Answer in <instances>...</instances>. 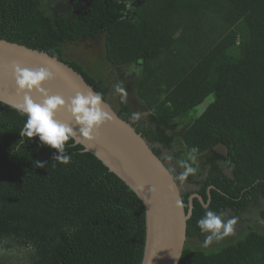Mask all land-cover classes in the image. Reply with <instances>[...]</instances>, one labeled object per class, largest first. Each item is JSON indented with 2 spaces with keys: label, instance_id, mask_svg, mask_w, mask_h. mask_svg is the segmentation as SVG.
I'll use <instances>...</instances> for the list:
<instances>
[{
  "label": "trees",
  "instance_id": "obj_1",
  "mask_svg": "<svg viewBox=\"0 0 264 264\" xmlns=\"http://www.w3.org/2000/svg\"><path fill=\"white\" fill-rule=\"evenodd\" d=\"M52 7L0 0V39L62 59L60 43L103 33L106 62L139 69L135 93L148 110L133 121L127 106L117 114L158 156L187 118L180 164L199 186L181 198L185 209L192 193L208 201L193 198L187 237L206 242L223 213L236 223L259 208L264 220V0H94L85 16ZM68 63L106 99L101 79ZM194 156L206 167L199 180ZM144 240L143 205L128 186L68 134L0 101V264H140ZM178 264H264V234L184 248Z\"/></svg>",
  "mask_w": 264,
  "mask_h": 264
},
{
  "label": "water",
  "instance_id": "obj_2",
  "mask_svg": "<svg viewBox=\"0 0 264 264\" xmlns=\"http://www.w3.org/2000/svg\"><path fill=\"white\" fill-rule=\"evenodd\" d=\"M0 101L71 136L136 194L145 213L140 264H178L193 198L203 206L208 201L192 193L185 209L178 184L161 157L77 70L64 59L0 39ZM214 150L227 154L220 143Z\"/></svg>",
  "mask_w": 264,
  "mask_h": 264
},
{
  "label": "rangeland",
  "instance_id": "obj_3",
  "mask_svg": "<svg viewBox=\"0 0 264 264\" xmlns=\"http://www.w3.org/2000/svg\"><path fill=\"white\" fill-rule=\"evenodd\" d=\"M42 2L43 8L47 10L49 2L47 0H42ZM63 8L65 9V6ZM58 12L65 13L63 11ZM59 48H61L64 60L78 64L93 78L103 81L102 86L108 89L106 101L109 102L116 113L119 112L122 106H127L130 121H133L134 118H142L148 113V110L135 93V85L140 74L139 69L134 65L122 67L109 65L105 59L103 35L94 40L85 38L75 42H66L59 45ZM192 116L193 113H190L188 118L191 119ZM186 119V117L178 119L180 127L177 129L176 142L170 149L163 150L161 154V159L174 176L181 194L193 191L199 186L186 179L184 167L180 164L183 158H188L187 154L181 153L184 149L182 132ZM189 158L193 162L194 178L199 180L206 170L205 165L203 166V158L197 156ZM222 168L224 172L230 174L225 165H222ZM259 211V208L249 209L247 213L242 215L244 220H238L236 223L231 221L230 212L223 213L219 221L212 219V226L208 232L206 242L187 237L184 248L211 252L243 237L251 230L264 234V220L259 217Z\"/></svg>",
  "mask_w": 264,
  "mask_h": 264
},
{
  "label": "flooded vegetation",
  "instance_id": "obj_4",
  "mask_svg": "<svg viewBox=\"0 0 264 264\" xmlns=\"http://www.w3.org/2000/svg\"><path fill=\"white\" fill-rule=\"evenodd\" d=\"M92 1L94 0H48V2L53 6L52 8L54 12L63 11L65 12L64 14H67L70 11L76 16L87 15L88 9L92 7ZM105 1H108V0H105ZM63 6H65V9L63 8ZM100 35H103V33H101ZM82 39H85V38H82ZM75 41L77 40H67V41L60 43V45L66 42H75ZM162 152L163 150L159 154L160 157H162L161 156Z\"/></svg>",
  "mask_w": 264,
  "mask_h": 264
},
{
  "label": "clouds",
  "instance_id": "obj_5",
  "mask_svg": "<svg viewBox=\"0 0 264 264\" xmlns=\"http://www.w3.org/2000/svg\"><path fill=\"white\" fill-rule=\"evenodd\" d=\"M81 40V39H80ZM63 59V58H62ZM66 61V60H65ZM67 62H69V61H67Z\"/></svg>",
  "mask_w": 264,
  "mask_h": 264
}]
</instances>
